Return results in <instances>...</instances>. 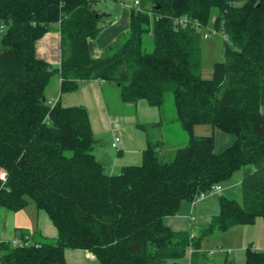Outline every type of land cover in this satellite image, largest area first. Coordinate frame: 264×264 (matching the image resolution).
Segmentation results:
<instances>
[{
	"label": "trees",
	"instance_id": "1",
	"mask_svg": "<svg viewBox=\"0 0 264 264\" xmlns=\"http://www.w3.org/2000/svg\"><path fill=\"white\" fill-rule=\"evenodd\" d=\"M129 31L101 58L89 41L109 24L96 0H0V208L19 211L33 200L58 230L22 246L0 245V264H67L66 249L93 253L99 264H205L203 238L264 217V0H140ZM229 36L225 60L203 77L201 34L213 11ZM187 16L200 27L176 25ZM61 32V63L37 56L36 42ZM152 34V51L144 45ZM54 76L61 92L88 80L119 85L124 102L162 107L172 94L176 119L189 134L172 160L149 141L141 165L108 173L95 156L97 139L83 106L49 104ZM209 125L234 142L215 151ZM243 170L241 198L219 197V212L200 231H177L164 219ZM21 239L25 240L24 235ZM220 264H235L228 256ZM245 264H264L247 248Z\"/></svg>",
	"mask_w": 264,
	"mask_h": 264
},
{
	"label": "crops",
	"instance_id": "2",
	"mask_svg": "<svg viewBox=\"0 0 264 264\" xmlns=\"http://www.w3.org/2000/svg\"><path fill=\"white\" fill-rule=\"evenodd\" d=\"M131 8L127 5L120 10L115 9V18L113 14L108 13L106 22L109 24L96 38L89 41L92 57H103L108 48L129 31ZM36 53L38 57L54 66L60 65L61 32L58 28L50 30L38 39ZM49 89L52 90L49 100L60 101L65 107L83 106L87 110L92 131L97 139L94 153L108 173L118 174L125 166L143 163L144 151L148 148L149 141H152L149 130L153 126L160 127V135L158 134L160 137L157 135L156 141H162L159 146L161 153L166 157L170 156L173 159L177 151L189 142L182 139L171 146L167 144L166 131L171 130L170 123L173 125L175 116L173 114L167 116L163 109L164 105L152 106L146 99H141L135 104L124 102L120 97L119 85L116 83L93 79L82 83L74 91L61 92V78L57 76L56 80L50 83L47 93ZM197 131L200 133L198 134ZM195 133L198 136L214 133L216 152L225 150L235 140L232 135L214 130L209 125L196 126ZM116 136L120 137V141L117 147H114ZM241 180L242 177L239 180L240 185L234 192L227 190L228 185H224L221 191H213L194 202H183L177 215L164 219L165 224L177 231H194L197 219L207 223L219 212L220 195L234 199L241 198ZM37 211L38 222L35 226L22 218L19 212L0 208V239L3 242H12L21 239V235L32 241L41 237L56 238L58 230L47 212L42 209ZM65 257L67 264H99L93 253L82 249H66Z\"/></svg>",
	"mask_w": 264,
	"mask_h": 264
},
{
	"label": "rangeland",
	"instance_id": "3",
	"mask_svg": "<svg viewBox=\"0 0 264 264\" xmlns=\"http://www.w3.org/2000/svg\"><path fill=\"white\" fill-rule=\"evenodd\" d=\"M135 1L136 0H96V8L99 12L113 14V17L115 18V9L118 8V10H120L123 6L127 5L133 8ZM216 15L217 12L214 10L211 15L210 23L207 26H203L199 29L201 34L200 43L202 47V73L203 77L205 78L212 77L215 63L225 60V51L227 45L230 48H233V44L230 39L228 41L224 40L222 31H219L217 34L210 33V30L216 28L214 24ZM205 34H209V37L205 38ZM144 45L148 51H152L154 47L152 34H145ZM56 78L57 76H54L51 83H53ZM50 91L52 90L49 89L47 93L48 99L51 97ZM163 109L167 116L170 114L175 116L173 125L170 123L171 130L168 129V131H166V137L168 139V142L166 143L171 146V144L175 143L176 141H181L182 139L188 142L189 134L183 129L181 123L176 119L177 115L174 105V98L171 93L167 94ZM159 132V125L150 128L149 133L152 136L153 142H156ZM197 133L199 134L200 131H197ZM168 157L164 155V158L167 160L172 159L171 157ZM242 174V169L237 170L231 179L226 183V185H228L226 189L232 192L236 191L237 186L240 185L239 180L241 179ZM37 210L38 209L34 201L30 200L23 210L17 212H19L20 216L24 218L29 224L32 223L36 226L38 222V217L36 215L38 212ZM195 224L196 230L198 232L203 226L207 225L208 222H201L200 219H197ZM261 245H264V217L258 218L253 224L237 225L226 231L215 230L212 234L202 239L201 250L207 255V261L205 264H220L224 261L226 256L234 260L235 264H245L247 248L252 246L256 248V250L264 251V247ZM180 263L190 264V252L180 259Z\"/></svg>",
	"mask_w": 264,
	"mask_h": 264
},
{
	"label": "built area",
	"instance_id": "4",
	"mask_svg": "<svg viewBox=\"0 0 264 264\" xmlns=\"http://www.w3.org/2000/svg\"><path fill=\"white\" fill-rule=\"evenodd\" d=\"M134 7H135L136 9H138V10H142L140 0H136V1H135ZM176 25H181V26H183V27H186V26H189V25H193V26H196V27H200V23H199V22H196V21H194V20H191V19H190L189 17H187V16H184V17H181V18H177V19H176ZM210 33H212V34H217V33H219V30H217V29L215 28V29H213V30H210ZM204 36H205V38H207V37H209V34H205ZM222 36H223V38H224L225 41H228V40H229V36H228L227 34H224V33H223ZM49 104L52 105V106H54L55 101H53V100H49ZM119 141H120V137L116 136V137L114 138L113 146H114V147H117ZM0 178H1L2 180L5 181V180H6V174H5L4 172H1V171H0ZM222 189H223L222 186H220V185H216V186L213 187L212 192H213V191H221ZM205 195H206V194H202V195L200 196V198L204 197ZM2 242H3V241L0 239V245H1ZM12 243H13L14 245L22 246V245H25V244H29V243H31V239H29V238H25V240H22V239H15V240L12 241ZM190 252H192V249H191Z\"/></svg>",
	"mask_w": 264,
	"mask_h": 264
}]
</instances>
